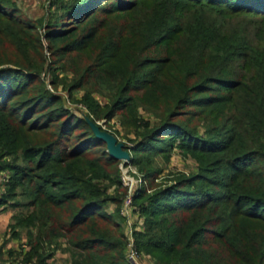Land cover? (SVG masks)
Returning a JSON list of instances; mask_svg holds the SVG:
<instances>
[{"label": "trees", "instance_id": "obj_1", "mask_svg": "<svg viewBox=\"0 0 264 264\" xmlns=\"http://www.w3.org/2000/svg\"><path fill=\"white\" fill-rule=\"evenodd\" d=\"M153 3L142 26L169 33L159 39L158 48L172 36L182 35L177 39L186 40V47L198 54L192 62L146 59L127 73L123 59L130 37L120 23L136 6L120 0H70L62 8L66 21L49 22L43 35L34 23L13 17L1 4L0 23L17 27V35L40 63L47 62V54L59 60L69 54L92 53L96 58L90 67L107 66L110 78L118 77L109 68L111 60L118 63L124 75H119L115 98L109 111L98 113V106L96 111L90 109L93 123H108L118 112L130 109L134 100L126 97L129 94L160 90L163 117L140 134L127 163L138 165L148 154H168L177 138L181 149L195 154L201 173L181 177L151 197L141 194L148 202L138 207L144 218V231L135 233L138 252L150 255L154 264H264V89L251 94L254 99L246 112L251 133L242 129L227 140L205 141L193 136L181 121L189 106L205 111L211 106L222 108L229 100L207 97V92L230 94L246 86L245 78L234 81L228 64L249 57L232 49L231 39L224 37L228 31L223 19L240 13L264 15V0ZM179 14H199L206 26L195 20L193 26L174 28ZM220 18L224 24L217 21ZM219 44L223 47L218 54ZM15 48V54L0 55V157L23 159L27 166L0 165V171L15 172L0 207L12 202L14 209L29 210L24 218L14 216L11 226L14 237L19 229L36 231L34 238L29 234L23 262L48 264L54 250L63 245L69 255L64 264H129L123 228L103 209L118 202L107 191L122 184L121 161L109 156L106 144L85 119L66 109L55 94L35 88L43 86L37 66ZM196 64L205 65V70ZM255 66L264 74V64ZM251 177L256 183L252 193L246 188ZM19 187L24 204L12 201Z\"/></svg>", "mask_w": 264, "mask_h": 264}, {"label": "rangeland", "instance_id": "obj_2", "mask_svg": "<svg viewBox=\"0 0 264 264\" xmlns=\"http://www.w3.org/2000/svg\"><path fill=\"white\" fill-rule=\"evenodd\" d=\"M69 1L0 0V4L13 17L34 23L40 34L43 35L45 27L49 22L57 19L66 21L62 8L67 6ZM120 1L126 4V6H136V10L130 14V17L120 23V29H123L124 33L130 37V46L126 50L123 59L126 62L124 69L127 73L134 70V68L132 69L133 65H140L146 59L160 60L162 58H171V60L184 59L192 62L196 58L198 55L195 52L196 50L186 47L188 46L186 40L177 39L178 37H183L182 35L177 38L172 36L169 41L163 43L164 46H161L163 49L157 47L159 39L169 33L167 31L163 32L162 29L160 31H156L158 29L149 31L148 28L142 26L146 14L149 13L150 9L154 8V0ZM192 15L186 16L185 14H179L176 18L177 22L174 28L193 26L192 24L195 23V20H200L201 26H206L205 21L199 18L203 13H200L199 16ZM210 16H214V14H210ZM223 20L228 31V35L224 37L227 40L231 39L230 41L233 43L232 49L237 53H245L249 57L248 60L243 58H240V60L233 59L228 64L229 69L233 72L234 81L239 79L242 81L241 78H245L244 82L246 86L238 90H233L230 94L216 91L207 92V97L213 99L228 97L227 104L222 108L211 106L205 111H199L189 106L184 110L185 112L182 114L181 121L186 123L193 136L205 141L219 142L227 140L237 130L244 129L247 133L250 132L248 128L249 114L246 112L248 111L247 108L251 107V99H254L251 94L264 89V74L261 69L258 70L255 66L259 63L264 64V15L240 13L234 16H227ZM223 20L220 18L217 21L224 24ZM127 26L129 28L124 29ZM17 34L18 28L14 25L0 23V55L15 54V47L18 46L20 51H22L21 54L25 58V61L27 60L33 63L35 67L37 66L36 70L39 73L43 86L40 87L36 84L35 88L55 94L61 99L60 104L72 113L85 119L88 124L92 122L91 120H93L94 116L90 110L91 108L96 111V107L98 106V113L109 111L112 100L115 98H113V95L115 93L116 83L120 79L119 75H124L114 59L111 60L109 68L112 71L115 70L112 75H117L118 77L113 78L106 75L107 66H99L97 63L96 67H90L96 58L92 53L69 54L59 60L51 58L47 54V62L43 64L34 60V55L25 47L23 41ZM216 35L217 33L215 37ZM218 39H221V37L218 36ZM173 40L175 41L173 42ZM183 45L184 47L181 48ZM222 47L223 45L221 46L219 44V48L217 49L219 51L218 54L221 53ZM96 49L97 47H95ZM108 54L113 55V51H109ZM196 67L201 71L205 70V65L196 64ZM143 73L144 71L141 75ZM52 82H54V86H51ZM126 97H131L134 100L133 106L130 109L118 112L108 123L102 120L94 124L100 126L103 132L116 138L117 142L122 144L124 148H127L126 150L129 153L135 145V142L139 141L140 134L146 129L154 128L163 117V101L158 88L153 90L152 93H146L142 90L137 94H129ZM172 141V149L169 150L168 154H148L143 156L138 165L121 162V165H125L122 167L127 170L128 173L126 175L132 182L131 188L129 186L125 187L122 184L120 187L110 186L108 188V196L116 199L119 203H109L103 209L113 215L121 224L126 236V251L128 232L132 231L135 243V233L144 231V218L139 213L138 207L141 203H147L148 199L140 198L141 194L144 193L147 198L151 197L166 187H171L181 177L188 178L201 173V168H199L196 162L195 154L181 149L180 142L177 138ZM169 142L170 140H167L165 144L167 145ZM0 165H9L11 168H23L27 166L23 159L16 160L14 157L7 156L0 157ZM252 165L257 169L256 163ZM14 173L8 170L0 171V198L6 194L7 185L11 181L10 179L14 177ZM229 173L232 172L229 170ZM254 178L251 177L248 183H246V188L249 192L256 185ZM105 185L108 184L105 183ZM23 187H27L26 182L23 183ZM22 191L23 188L20 187L15 190L17 196L15 199H12L13 203H26L25 198H20ZM129 193L132 196L134 213L125 218L121 213V208L124 199ZM135 198L137 199L135 200ZM11 206L12 202L5 208L7 211L12 212L13 217L24 218L29 215V210L21 208L14 209ZM17 232L25 240L26 250H28L29 234L31 233V236L34 238L36 235L35 229L27 227L25 229H19ZM54 251V257L49 260L48 264H64L69 259V255L64 252L63 245ZM138 262L139 264H154L150 255L140 252Z\"/></svg>", "mask_w": 264, "mask_h": 264}, {"label": "crops", "instance_id": "obj_3", "mask_svg": "<svg viewBox=\"0 0 264 264\" xmlns=\"http://www.w3.org/2000/svg\"><path fill=\"white\" fill-rule=\"evenodd\" d=\"M13 214L0 207V264H25L23 254L27 251L23 237L12 235ZM32 264V263H30Z\"/></svg>", "mask_w": 264, "mask_h": 264}, {"label": "built area", "instance_id": "obj_4", "mask_svg": "<svg viewBox=\"0 0 264 264\" xmlns=\"http://www.w3.org/2000/svg\"><path fill=\"white\" fill-rule=\"evenodd\" d=\"M125 163H127V162H125ZM122 166L124 167L125 165H123V164L121 165V182H122V185L125 187L129 186L131 188L132 182L130 181V179L126 175L128 172ZM132 202H133L132 196L129 193V195L126 196V198L124 199V202H123V205L121 208V213L125 218H127L128 216L132 215V213H134V208H133ZM127 236H128L127 251H126L127 260L129 262V264H139V262H138L139 252L135 246L132 231L128 232Z\"/></svg>", "mask_w": 264, "mask_h": 264}, {"label": "water", "instance_id": "obj_5", "mask_svg": "<svg viewBox=\"0 0 264 264\" xmlns=\"http://www.w3.org/2000/svg\"><path fill=\"white\" fill-rule=\"evenodd\" d=\"M89 126L91 127L95 136L106 144V150L110 157L121 162L130 161L128 152L124 149L122 144L117 142L116 138L106 132L101 131L99 127L92 122H89Z\"/></svg>", "mask_w": 264, "mask_h": 264}]
</instances>
